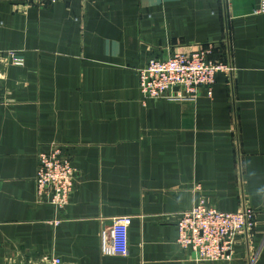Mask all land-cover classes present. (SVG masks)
Masks as SVG:
<instances>
[{
	"label": "crops",
	"instance_id": "0c3cea01",
	"mask_svg": "<svg viewBox=\"0 0 264 264\" xmlns=\"http://www.w3.org/2000/svg\"><path fill=\"white\" fill-rule=\"evenodd\" d=\"M260 3L0 0V264H213L177 243L178 218L201 201L254 210L229 264H264ZM217 46L234 73L212 96L143 104L152 58L213 49L218 60ZM54 145L77 169L63 211L37 196L38 155ZM123 216L127 258L103 252Z\"/></svg>",
	"mask_w": 264,
	"mask_h": 264
},
{
	"label": "built area",
	"instance_id": "2783aa9c",
	"mask_svg": "<svg viewBox=\"0 0 264 264\" xmlns=\"http://www.w3.org/2000/svg\"><path fill=\"white\" fill-rule=\"evenodd\" d=\"M30 1L54 4L65 0ZM255 13L264 14V0H261ZM225 48L218 49L221 56L218 60L210 59L214 54L213 49L193 54L177 53L164 59L152 58L144 69L139 70L143 104L148 100H194L202 88L212 96L217 77L224 74L231 80L234 73L228 61L229 52ZM16 64L23 65V60L17 59ZM76 178L77 169L61 146L54 145L48 153L38 155L36 184L39 202L63 211L70 202ZM131 224L132 218L128 216L114 220L103 247L105 254L129 257ZM256 225V213L250 208L226 213L201 201L178 218L177 243L181 249L192 252L199 263L229 264L234 260L239 241L251 235ZM52 264H61V260L55 258Z\"/></svg>",
	"mask_w": 264,
	"mask_h": 264
}]
</instances>
